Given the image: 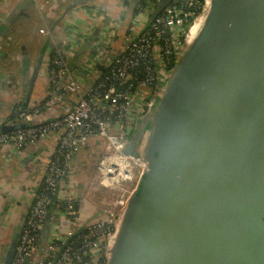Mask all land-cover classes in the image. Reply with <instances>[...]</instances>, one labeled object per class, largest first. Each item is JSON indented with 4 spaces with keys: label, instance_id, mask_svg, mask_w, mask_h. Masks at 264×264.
Returning <instances> with one entry per match:
<instances>
[{
    "label": "water",
    "instance_id": "95a60500",
    "mask_svg": "<svg viewBox=\"0 0 264 264\" xmlns=\"http://www.w3.org/2000/svg\"><path fill=\"white\" fill-rule=\"evenodd\" d=\"M202 18L124 148L146 168L107 264H264V0H208Z\"/></svg>",
    "mask_w": 264,
    "mask_h": 264
},
{
    "label": "built area",
    "instance_id": "2783aa9c",
    "mask_svg": "<svg viewBox=\"0 0 264 264\" xmlns=\"http://www.w3.org/2000/svg\"><path fill=\"white\" fill-rule=\"evenodd\" d=\"M159 1L126 0L132 9L131 26L122 35L118 21L92 42L94 64L87 84L77 79L71 67L76 45H70L66 38L57 43L50 39L43 68L47 85L44 100L27 107L17 103L9 118H0V126L18 127L0 133V150H6L9 160L46 140L52 144L48 156L36 167L39 182L10 264L108 263L115 225L146 168L140 152L126 154L124 148L208 2L170 0L151 22L150 15ZM37 33L48 35L44 28ZM90 35L91 28L85 27L82 36ZM117 39H121V47L114 53ZM99 67L106 72H100ZM90 142L98 145L100 153L92 181L80 191L69 184L68 176L75 156ZM89 188L94 194L103 188V196L93 201L92 192L87 194ZM83 201L90 202L99 217L83 220ZM46 222L49 230L54 224L66 232L56 230L48 237V230L43 242Z\"/></svg>",
    "mask_w": 264,
    "mask_h": 264
},
{
    "label": "crops",
    "instance_id": "0c3cea01",
    "mask_svg": "<svg viewBox=\"0 0 264 264\" xmlns=\"http://www.w3.org/2000/svg\"><path fill=\"white\" fill-rule=\"evenodd\" d=\"M131 17L132 9L123 0H0V117L9 118L17 103L27 101L30 105L44 100L47 85L43 68L52 45L50 39L57 43L66 38L70 45H76L71 67L81 74L77 79L87 84L94 64L92 42L118 21L121 34H125ZM85 27L91 28L89 37L82 36ZM39 28H44L50 38L39 35ZM120 47L121 39L115 40L113 52L118 53ZM51 149L52 144L46 140L10 160L6 150H0V264L15 241L19 220L38 185L36 167ZM99 153L94 142L78 152L68 176L70 185L86 190ZM96 214L94 206L83 201L81 218L91 221ZM54 224L48 237L56 230L66 232V228Z\"/></svg>",
    "mask_w": 264,
    "mask_h": 264
},
{
    "label": "bare ground",
    "instance_id": "6f19581e",
    "mask_svg": "<svg viewBox=\"0 0 264 264\" xmlns=\"http://www.w3.org/2000/svg\"><path fill=\"white\" fill-rule=\"evenodd\" d=\"M203 23H204V18H202L199 22H197L193 26V28H192V30H191V32L189 34V38L193 39L196 36V34L198 33L199 29L202 27Z\"/></svg>",
    "mask_w": 264,
    "mask_h": 264
},
{
    "label": "rangeland",
    "instance_id": "374dc122",
    "mask_svg": "<svg viewBox=\"0 0 264 264\" xmlns=\"http://www.w3.org/2000/svg\"><path fill=\"white\" fill-rule=\"evenodd\" d=\"M89 191V192H88ZM90 192H92L91 191V188H89L88 190H87V194H89ZM102 193H104V189L103 188H100L97 192H95V194L92 192V200L94 201V200H98L99 198H101L102 196H103V194ZM90 195V194H89ZM91 196V195H90Z\"/></svg>",
    "mask_w": 264,
    "mask_h": 264
},
{
    "label": "trees",
    "instance_id": "16d2710c",
    "mask_svg": "<svg viewBox=\"0 0 264 264\" xmlns=\"http://www.w3.org/2000/svg\"><path fill=\"white\" fill-rule=\"evenodd\" d=\"M124 1V3H125V5H127V2H126V0H123ZM172 67H174V65H171V68ZM99 71L101 72H106V69L105 68H103V67H99Z\"/></svg>",
    "mask_w": 264,
    "mask_h": 264
}]
</instances>
